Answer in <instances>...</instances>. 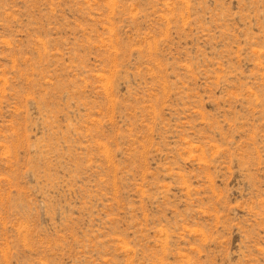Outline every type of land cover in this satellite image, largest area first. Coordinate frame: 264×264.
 Instances as JSON below:
<instances>
[{
  "label": "rangeland",
  "instance_id": "1",
  "mask_svg": "<svg viewBox=\"0 0 264 264\" xmlns=\"http://www.w3.org/2000/svg\"><path fill=\"white\" fill-rule=\"evenodd\" d=\"M0 264H264V0H0Z\"/></svg>",
  "mask_w": 264,
  "mask_h": 264
}]
</instances>
